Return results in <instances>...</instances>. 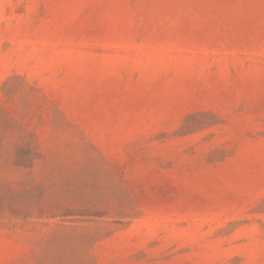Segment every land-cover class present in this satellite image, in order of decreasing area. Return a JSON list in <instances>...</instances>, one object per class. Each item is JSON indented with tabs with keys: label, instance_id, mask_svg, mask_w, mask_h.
Listing matches in <instances>:
<instances>
[{
	"label": "rangeland",
	"instance_id": "rangeland-1",
	"mask_svg": "<svg viewBox=\"0 0 264 264\" xmlns=\"http://www.w3.org/2000/svg\"><path fill=\"white\" fill-rule=\"evenodd\" d=\"M0 264H264V0H0Z\"/></svg>",
	"mask_w": 264,
	"mask_h": 264
}]
</instances>
